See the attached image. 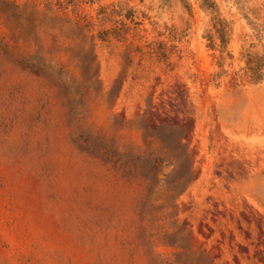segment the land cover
I'll return each instance as SVG.
<instances>
[{
	"label": "rangeland",
	"instance_id": "rangeland-1",
	"mask_svg": "<svg viewBox=\"0 0 264 264\" xmlns=\"http://www.w3.org/2000/svg\"><path fill=\"white\" fill-rule=\"evenodd\" d=\"M263 47L264 0H0V264H264Z\"/></svg>",
	"mask_w": 264,
	"mask_h": 264
},
{
	"label": "trees",
	"instance_id": "trees-1",
	"mask_svg": "<svg viewBox=\"0 0 264 264\" xmlns=\"http://www.w3.org/2000/svg\"><path fill=\"white\" fill-rule=\"evenodd\" d=\"M213 34L216 35L219 40V46L221 50L225 48V37H226V23L224 21L215 19L212 24ZM209 41V47H214L213 35L207 36ZM248 51V50H247ZM243 56L244 68L242 69L243 75H235L234 81L249 80L251 83H257L261 81L264 77V47L261 53H250L247 52Z\"/></svg>",
	"mask_w": 264,
	"mask_h": 264
}]
</instances>
